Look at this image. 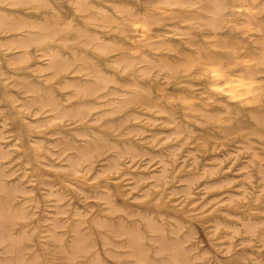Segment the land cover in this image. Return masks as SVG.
<instances>
[{
    "label": "clouds",
    "instance_id": "1",
    "mask_svg": "<svg viewBox=\"0 0 264 264\" xmlns=\"http://www.w3.org/2000/svg\"><path fill=\"white\" fill-rule=\"evenodd\" d=\"M0 264H264V0H0Z\"/></svg>",
    "mask_w": 264,
    "mask_h": 264
},
{
    "label": "bare ground",
    "instance_id": "2",
    "mask_svg": "<svg viewBox=\"0 0 264 264\" xmlns=\"http://www.w3.org/2000/svg\"><path fill=\"white\" fill-rule=\"evenodd\" d=\"M213 72H214V75H217V76L219 75V73H216L214 70H213ZM239 86L240 85L238 84L237 87H239Z\"/></svg>",
    "mask_w": 264,
    "mask_h": 264
},
{
    "label": "rangeland",
    "instance_id": "3",
    "mask_svg": "<svg viewBox=\"0 0 264 264\" xmlns=\"http://www.w3.org/2000/svg\"><path fill=\"white\" fill-rule=\"evenodd\" d=\"M225 167H227V165H225Z\"/></svg>",
    "mask_w": 264,
    "mask_h": 264
}]
</instances>
